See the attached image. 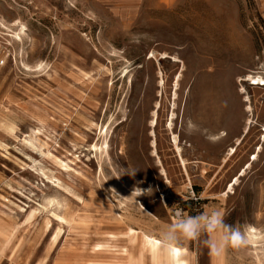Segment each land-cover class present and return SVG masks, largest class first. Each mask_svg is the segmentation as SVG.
I'll use <instances>...</instances> for the list:
<instances>
[{
    "label": "rangeland",
    "instance_id": "rangeland-1",
    "mask_svg": "<svg viewBox=\"0 0 264 264\" xmlns=\"http://www.w3.org/2000/svg\"><path fill=\"white\" fill-rule=\"evenodd\" d=\"M213 208L260 237L217 258L264 264V0H0V264H108Z\"/></svg>",
    "mask_w": 264,
    "mask_h": 264
},
{
    "label": "clouds",
    "instance_id": "clouds-1",
    "mask_svg": "<svg viewBox=\"0 0 264 264\" xmlns=\"http://www.w3.org/2000/svg\"><path fill=\"white\" fill-rule=\"evenodd\" d=\"M198 130L193 122H188L187 134L191 135ZM210 142H215L216 137L207 136ZM152 189L135 188L131 197L149 195ZM175 220L168 225L166 230L160 234L159 244L161 251L167 254L170 264H180L178 253L174 247L181 239L195 240L202 236L206 239L204 243L213 257L222 256L228 248L241 249L248 245V232L242 231L240 227L225 223L224 214L218 209L204 211L195 216H188L181 211L175 213Z\"/></svg>",
    "mask_w": 264,
    "mask_h": 264
},
{
    "label": "bare ground",
    "instance_id": "bare-ground-1",
    "mask_svg": "<svg viewBox=\"0 0 264 264\" xmlns=\"http://www.w3.org/2000/svg\"><path fill=\"white\" fill-rule=\"evenodd\" d=\"M250 78L252 79V77ZM249 110L250 108L247 109V111ZM172 128L173 122L171 121L169 123V129L172 130ZM246 132H248V130H246ZM173 144L178 145V137L175 135L173 137ZM248 236L249 242L254 246L260 239L257 231L254 228H250L248 230ZM174 247L177 250L180 264H189V253L187 250L178 248L176 246ZM127 254L129 255L131 261L135 262L136 264H170L171 259L167 254L161 251L159 240L148 236H142L138 238L136 242L132 243Z\"/></svg>",
    "mask_w": 264,
    "mask_h": 264
},
{
    "label": "crops",
    "instance_id": "crops-1",
    "mask_svg": "<svg viewBox=\"0 0 264 264\" xmlns=\"http://www.w3.org/2000/svg\"><path fill=\"white\" fill-rule=\"evenodd\" d=\"M1 239H4L5 241L2 243ZM10 240H11V237H9L8 229L0 226V252L5 248V246L9 244ZM108 264H136V263L131 261L129 255L126 254V255H120L117 259L112 260ZM213 264H223L222 258H220L219 260L217 257H214Z\"/></svg>",
    "mask_w": 264,
    "mask_h": 264
}]
</instances>
